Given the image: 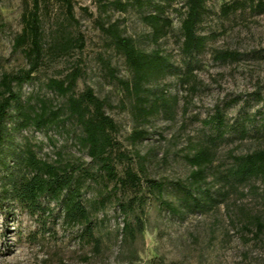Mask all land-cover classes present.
<instances>
[{
  "label": "trees",
  "instance_id": "1",
  "mask_svg": "<svg viewBox=\"0 0 264 264\" xmlns=\"http://www.w3.org/2000/svg\"><path fill=\"white\" fill-rule=\"evenodd\" d=\"M177 1L113 0L101 4L94 19L106 52L123 60L128 75L120 76L111 54L100 55L105 76L121 90V106L133 122L127 142L134 150L128 151L119 140L122 127L108 111L111 99L98 96L90 86L79 88L85 71L76 56L84 52L86 37L74 0H21V29L14 36L13 52L24 57L26 67L4 72L0 79V215L6 220L20 209L44 233L61 221L66 229H75L81 243L98 252L103 247L98 232L105 223L99 214L114 207L123 219L121 243L134 246L147 228V206L154 199L160 212L181 220L226 205L242 215L244 229L255 228L256 237L264 234V147L241 155L230 151L227 160L220 159L222 147L234 137L264 140V104L236 125L219 107L202 120L199 132L186 136L181 159L189 171L184 178H152L148 155L136 149L151 139L149 129L155 121L177 120L180 97L171 92L168 79H176L192 98L198 91L203 56L211 51L213 60L224 64L240 58L236 51L211 49L218 37L207 32V22L215 14L213 0H185L180 8L175 7ZM114 10L137 11L150 30L144 38L153 48L127 35L124 20H114L110 14ZM248 11L264 15V0L225 2L217 15L229 20ZM171 12L179 17L178 29ZM170 37L178 45L179 63L163 48ZM61 62L69 65L41 84L44 92L24 96V87L37 83L42 70ZM257 99L263 102L264 95L259 92ZM28 131L65 135L80 156L58 151L56 160L43 159L40 146L27 138L19 142L18 137ZM245 189L259 198L262 210L238 202L247 195ZM91 191L94 196L88 198ZM135 258L132 251L130 260Z\"/></svg>",
  "mask_w": 264,
  "mask_h": 264
},
{
  "label": "rangeland",
  "instance_id": "2",
  "mask_svg": "<svg viewBox=\"0 0 264 264\" xmlns=\"http://www.w3.org/2000/svg\"><path fill=\"white\" fill-rule=\"evenodd\" d=\"M111 1L74 0L80 30L86 37L84 52L76 56L85 71L79 88L90 86L98 96L111 99L109 114L122 127L119 140L126 150L133 151L134 148L127 142L133 128L131 116L121 106V90L105 76L99 60L100 55L111 54L113 66L118 67L120 76H128L123 60L106 52L94 23L99 15V6ZM184 1L178 0L175 7L180 8ZM232 1H212L215 14L207 22V32L218 34L210 44L211 49L236 51L240 58L224 64L214 61L209 51L202 57V67L197 71L198 91L192 98L187 97L188 93L178 86L176 79H168L167 83L173 86L171 92L178 93L180 97L177 120L175 123L163 119L155 121L154 128L149 129L153 132L151 139L136 147L142 155H148L149 172L156 180H176L188 174L189 168L181 159L186 136H195L202 128L201 121L214 115L217 107L225 110L230 124L236 125L242 118L254 116L264 104V101L257 99L259 92L264 95V15H252L248 11L237 13L229 20L218 17L221 5ZM21 13V0H0V79L4 72H15L26 67L24 57L13 52L14 36L21 29ZM110 14L114 20H124L127 35L139 40L144 47L153 48L144 38L150 30L137 11L130 10L124 14L114 10ZM170 16L175 29H178L179 17L175 12H171ZM163 48L173 52L174 61L179 63V49L174 37L164 41ZM68 65L61 62L42 70L37 83L24 87V96L41 91L42 83L55 77ZM235 135L232 133L231 136ZM18 138L19 142L27 138L32 144L40 146L39 157L43 159L56 160L58 151L80 156L72 140L56 132L28 131ZM234 138V141L222 147L221 160H227L230 151L241 155L264 147V140ZM257 185L261 187L260 183ZM244 192L247 195L238 202L249 205L254 211L262 210L259 198L249 189ZM87 196L92 198L94 192H89ZM234 198H239V195ZM51 207L54 208V205ZM98 218L105 221L98 232L103 247L95 252L91 246L79 241L75 229H66L61 221L54 225L53 231L45 230L44 233L20 209L7 220L0 215V264H264V234L256 237L255 228L252 227V231L244 229L242 215L233 208L228 210L226 205H221L210 214H192L181 220L160 212L158 202L151 199L147 206V228L134 246L121 243L119 234L123 219L114 207L99 214ZM48 223L54 224L52 221ZM132 251L137 258L130 260Z\"/></svg>",
  "mask_w": 264,
  "mask_h": 264
}]
</instances>
